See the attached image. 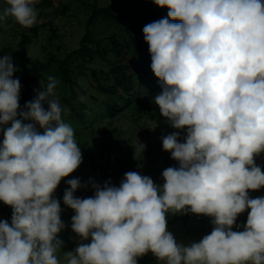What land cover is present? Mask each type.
Listing matches in <instances>:
<instances>
[{
	"label": "clouds",
	"instance_id": "obj_1",
	"mask_svg": "<svg viewBox=\"0 0 264 264\" xmlns=\"http://www.w3.org/2000/svg\"><path fill=\"white\" fill-rule=\"evenodd\" d=\"M38 2L6 0L0 25L12 18L32 27ZM153 3L168 9L143 28L152 72L162 82L153 103L171 127L186 129L184 142L179 133L162 137L179 167L163 171L162 186L136 171L118 187L90 182L94 196L84 199L74 193L87 185L68 180L63 203L75 213L71 229L91 242L61 259L65 224L53 193L82 163V152L56 98L59 81L49 76L18 112L12 56L0 57V125L11 122L0 147V201L12 208L11 225L0 221V264H137L148 252L161 264H264V197L249 196L264 187L255 163L264 153V2ZM144 149L138 142L135 157ZM248 209L243 230L233 231ZM188 212L211 217L214 228L185 246L167 231V216Z\"/></svg>",
	"mask_w": 264,
	"mask_h": 264
},
{
	"label": "trees",
	"instance_id": "obj_2",
	"mask_svg": "<svg viewBox=\"0 0 264 264\" xmlns=\"http://www.w3.org/2000/svg\"><path fill=\"white\" fill-rule=\"evenodd\" d=\"M74 3L85 14L84 32L75 47L66 49L60 39L62 35L56 19L72 13L80 22L77 13L73 12ZM3 8L0 2V11ZM36 8L38 17L48 14L47 9L51 8V18L36 22L30 28L20 26L12 18L6 25H0V31H9V36L20 37L22 41L16 54L20 65L13 73V79H18L21 85L18 112L25 111V104L44 90L42 84H47L49 76L55 77L59 81L55 89L56 98L62 108L68 110L63 119L74 129L75 140L82 152V170L89 182L96 183L100 178V186H103L116 177L115 183L119 184L127 173L123 168L130 163L126 158L128 149H134L138 142H147L150 147L143 152L149 155V174L152 168L155 169L153 181L162 186L164 170L159 169L169 157L162 151V143H154L152 135L156 131L153 132L150 124L161 117L153 103L152 93L162 87V82L152 72L143 28L166 18L167 7L160 8L153 0H112L104 4L99 0H61L58 4L55 0H39ZM108 28L111 32H105ZM17 119L22 120L19 115ZM101 122L104 124V139L91 146L90 136L101 132ZM22 123L31 121L22 120ZM8 127H11V122L0 125V147L4 139L3 130ZM36 129L43 134L39 125ZM138 137L144 140H138ZM154 146L158 148L156 155L151 151ZM114 163H119L124 174L116 171ZM143 164L139 156L132 169ZM68 187L66 183L58 192L55 190L62 212L66 207L63 196ZM0 210L7 214L11 225L12 208L0 201ZM198 215L201 214H168L167 224L178 219L187 223L192 217L201 220L202 215L197 218ZM236 231H239V226ZM155 259V256L143 255L137 259V264H153Z\"/></svg>",
	"mask_w": 264,
	"mask_h": 264
},
{
	"label": "rangeland",
	"instance_id": "obj_3",
	"mask_svg": "<svg viewBox=\"0 0 264 264\" xmlns=\"http://www.w3.org/2000/svg\"><path fill=\"white\" fill-rule=\"evenodd\" d=\"M60 1L61 0H55V3L58 4ZM110 1L112 0H99V3L104 4ZM0 2H2V4L4 5V8L7 7L6 0H0ZM47 11H49L48 14L40 15L37 18V22L40 23L44 20L51 18L52 9L48 8ZM73 12L77 13V16H79L80 22L82 21L81 24L80 22L77 21V19L72 13L67 14L63 18L56 19V22L59 24L60 33L62 35L60 39L63 43V46L66 49L75 47L84 32V27L82 23H84L83 18L85 14L82 13L81 8L79 9L76 3H74L73 5ZM7 32L9 33V31H0V57L10 54L12 56V62H13L14 67H17L20 65V60L18 59L16 54L18 53L19 46H21L22 41L20 37L12 38L11 36L7 34ZM105 32H111V31H109V28H108L106 29ZM31 44L33 46L34 42H32ZM31 55H34L32 51H31ZM161 91H162V87L152 93L154 95L153 100L156 95L161 93ZM155 106L158 109V112L160 113L159 107L157 105ZM150 124L154 129L153 132L156 131L152 135V139L153 141H155L154 143H159V142L162 143V137L170 135L172 133H179L180 142H184L185 140L186 129H175L171 127L170 124L167 123L166 119L162 115L157 121L151 122ZM101 128H102L101 132L92 134L90 136L89 145L96 146L97 144H99V142H101L104 139L105 131H104L103 122H101ZM43 131L44 130L42 129V132ZM137 139L141 141L144 140L143 137H138ZM144 145H145V148L150 147L147 142H144ZM157 149L158 148H156L155 146L151 148L153 155H156L158 153ZM162 151L166 153V155L169 157V160L161 164V168L159 169V171L165 170L168 167H179L178 162L171 158L170 152L165 151L164 149H162ZM117 154H121V153H117ZM140 157H142L144 164L142 165V167L138 166L132 169L133 164L137 160V157H135L134 155V149H131V148L128 149L126 158H128V161H130V163L126 164L127 167L123 169H125L127 172L136 171L140 173L141 175H146V176L149 175V177L153 180L156 170L152 168L150 172L151 174H149V169L151 168L147 164L149 163V161L147 162L149 155L143 152ZM255 163L258 166H261V170L262 172H264V153H261L259 156L255 157ZM114 167L117 172L124 174V171L122 167L119 165V163L117 164L114 163ZM82 168L83 166L82 164H80L79 167L73 173L69 174V176L67 177L62 178V180L60 181L59 185L56 188L57 192L60 190V188L63 185L67 183L68 180L79 179L81 182V185H87V187L78 188L75 191L74 195L81 199L94 196V189L92 188L88 177L85 176V173L83 172ZM116 179H117L116 177H113L110 183L112 186L118 187L124 178H122V180L119 181V184L115 183ZM101 181L102 180L100 178L96 179V184L100 185ZM57 192L55 191L53 193V196L56 199H58ZM249 196L250 198L264 197V187L260 188L259 190H249ZM63 211L64 212H62L60 215H61V220L65 224V228L58 234V238L63 241L61 252L58 254L61 259L63 258V253L73 251L79 244L83 243L80 237L77 236V234L74 233L71 229V218L73 215H75L74 211L68 208L67 206L63 209ZM201 215L203 217L201 220H197L195 217H192L191 219L188 220L187 223H184L182 219H178L172 224H167V231L173 234L174 238L176 239L178 243H182L185 246L189 245L192 242H199L203 238V236L210 234L214 228V225L211 222L212 218L209 216L203 215V214ZM0 221H7L10 225V221L7 218V214L3 213V211L1 210H0ZM246 221H247V218H245V220L240 222L239 231L243 230V226L246 225ZM90 242H91V238L86 240L85 243H90ZM145 255L154 256L151 252H148ZM155 262L158 264H161V262L158 261V259H155L153 264H155ZM142 264H149V263L143 262Z\"/></svg>",
	"mask_w": 264,
	"mask_h": 264
},
{
	"label": "built area",
	"instance_id": "obj_4",
	"mask_svg": "<svg viewBox=\"0 0 264 264\" xmlns=\"http://www.w3.org/2000/svg\"><path fill=\"white\" fill-rule=\"evenodd\" d=\"M249 211H250V209L246 210L245 212H243V213H241V214H238L237 219H236V222H235V224H234L233 227H232V230H233V231H236V229L238 228L240 222H241L242 220H244L245 218L248 217V213H249ZM188 214H192V213H191V212H188ZM200 217H201V215H198V216H197V218H200Z\"/></svg>",
	"mask_w": 264,
	"mask_h": 264
}]
</instances>
